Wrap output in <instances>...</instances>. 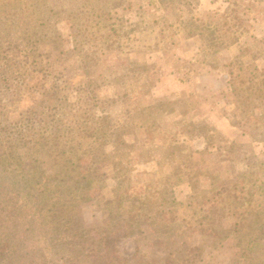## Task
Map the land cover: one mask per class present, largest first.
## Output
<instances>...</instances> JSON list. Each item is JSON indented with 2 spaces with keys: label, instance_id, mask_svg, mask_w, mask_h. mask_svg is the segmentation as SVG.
<instances>
[{
  "label": "rangeland",
  "instance_id": "374dc122",
  "mask_svg": "<svg viewBox=\"0 0 264 264\" xmlns=\"http://www.w3.org/2000/svg\"><path fill=\"white\" fill-rule=\"evenodd\" d=\"M263 231L264 0H0V264H264Z\"/></svg>",
  "mask_w": 264,
  "mask_h": 264
},
{
  "label": "trees",
  "instance_id": "16d2710c",
  "mask_svg": "<svg viewBox=\"0 0 264 264\" xmlns=\"http://www.w3.org/2000/svg\"><path fill=\"white\" fill-rule=\"evenodd\" d=\"M115 200L110 202L117 201L119 206L121 207V196L118 193L114 194L113 197ZM119 209V208H118ZM117 209V210H118ZM121 214V218L123 219L125 216L131 220L132 217H136V214H130L128 210L123 213L121 210L120 212H117L116 215ZM108 221L112 220L114 218V215L108 211L107 212ZM129 229V227H127ZM141 243L144 245L145 249H141L138 244H135L134 251L131 253V255L126 256L125 259L121 262L122 264H125L127 261L130 262L132 260L134 264H173V261L167 260L166 256L168 253H166V247L162 246L166 243V241L161 240L158 238L159 234L151 233L150 235H147L146 233H141ZM153 235V236H152ZM156 235V236H155ZM264 237V231L259 233V238ZM99 241V245H101V242H104L103 246H100L97 248L98 252L97 254L90 252L89 250L86 252L88 255H91L96 258L97 264H100V260L105 257L104 260H102V264H118L115 261L110 262V253L112 252V249L115 248L113 244V241L111 239L107 238H100L97 240ZM96 242V240L94 241ZM87 245H84L82 243H79L76 246H69V248L64 249L62 251H65L66 253L64 255H61L58 257V259L50 260V262H46L45 264H66L65 260L68 258H71L72 254L78 253L82 251L83 249H86ZM161 247V248H160ZM30 253L28 251H24L21 255H17L14 258L15 264H31L32 260L30 259ZM109 258V259H108ZM7 262H10L7 261ZM45 262V261H44Z\"/></svg>",
  "mask_w": 264,
  "mask_h": 264
}]
</instances>
